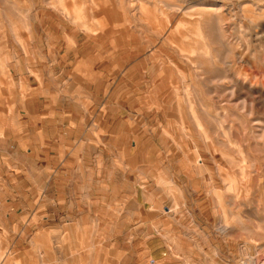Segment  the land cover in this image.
Wrapping results in <instances>:
<instances>
[{
  "label": "rangeland",
  "instance_id": "1",
  "mask_svg": "<svg viewBox=\"0 0 264 264\" xmlns=\"http://www.w3.org/2000/svg\"><path fill=\"white\" fill-rule=\"evenodd\" d=\"M244 263L264 0H0V264Z\"/></svg>",
  "mask_w": 264,
  "mask_h": 264
},
{
  "label": "bare ground",
  "instance_id": "2",
  "mask_svg": "<svg viewBox=\"0 0 264 264\" xmlns=\"http://www.w3.org/2000/svg\"><path fill=\"white\" fill-rule=\"evenodd\" d=\"M206 8V7H205ZM62 9V8H61ZM203 20V19H202ZM215 22H216V24H219L220 23V19H216L215 20ZM215 22H213V25L211 24V26H210V28H212L213 29V27H214V25H215ZM186 24V23H185ZM176 29V28H175ZM212 32V31H211ZM219 33H218V35L217 36H212V35H209V34H207L206 33V35L203 37L205 40H207V41H213V40H219V41H221L222 39H223V35L221 34V32L220 31H218ZM215 33V32H214ZM197 34L200 36H202L203 35V33H202V31L200 30V28H198L197 29ZM211 34H213V33H211ZM17 37V36H16ZM243 39V38H242ZM194 52V51H193ZM240 83V82H239ZM191 86V85H190ZM252 91V90H251ZM228 92V91H227ZM238 92V91H237ZM246 99V98H245ZM215 122V121H214ZM198 124V127L200 128L201 127V125L199 124V123H197ZM256 124V123H255ZM213 185V184H212ZM232 184L230 183V185H229V187L227 188L228 189V191H233L234 189L232 188L233 186H231ZM223 186V185H222ZM226 189V190H227ZM227 191V192H228ZM212 192V191H211ZM214 192V197H215V199L214 200H216V202L217 203H219V202H221V198H220V195H219V193L217 192V191H213ZM215 201H213V203H214ZM216 205V204H215ZM219 206H220V203H219ZM221 207V206H220ZM216 209V208H215ZM216 211V210H215ZM217 212V211H216ZM221 215V214H220ZM224 219H225V217H223ZM224 223L223 224H221V226L218 228V230H219V232L221 233V234H227L228 232H229V230H230V225H229V223L227 222V220L225 219L224 221H223ZM250 256V255H249ZM74 261V260H73ZM188 260L186 259V262H187ZM245 264V263H244Z\"/></svg>",
  "mask_w": 264,
  "mask_h": 264
},
{
  "label": "crops",
  "instance_id": "3",
  "mask_svg": "<svg viewBox=\"0 0 264 264\" xmlns=\"http://www.w3.org/2000/svg\"><path fill=\"white\" fill-rule=\"evenodd\" d=\"M13 133H16V132H11L10 130H5L4 136L12 137Z\"/></svg>",
  "mask_w": 264,
  "mask_h": 264
}]
</instances>
